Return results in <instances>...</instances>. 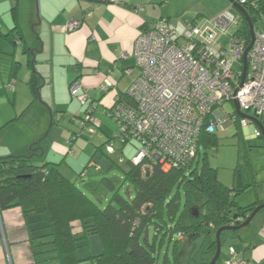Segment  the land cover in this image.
Returning <instances> with one entry per match:
<instances>
[{
	"label": "crops",
	"instance_id": "obj_1",
	"mask_svg": "<svg viewBox=\"0 0 264 264\" xmlns=\"http://www.w3.org/2000/svg\"><path fill=\"white\" fill-rule=\"evenodd\" d=\"M29 2L30 24L33 25L37 39H34L33 34L32 37L23 34L16 15L14 25L6 31L2 30L7 32L18 27L23 41L14 46H9L5 42L0 43L4 48V52L0 53L9 57L7 82L9 89L12 90L9 97L10 91L4 90L0 81V108L2 104L9 102L13 109V113L8 117L0 112V133L6 127L20 122L26 112V114L32 112L31 109L38 100L44 98L42 100L47 104L46 98L50 97L52 105L38 110L37 115L34 111L41 119H32L33 122L26 125L22 137L12 139L9 144L0 145V158L28 156L34 165L44 162L59 165L58 168L64 175L63 166L67 167L66 172L73 171L70 168L77 171L79 166L78 168L75 166L81 159V154L75 155L72 150L76 141L75 132L79 130L76 122L80 114L76 110L78 109L76 105H73L75 111L72 112L71 108L68 109L65 102H62V99L69 98V85L78 80L89 99L102 104L106 114L118 93H124L132 81V76L125 75L124 71L134 67L132 56L134 41L149 22L161 17L160 13L155 14L154 11L159 2L157 0H120L116 3L101 0H29ZM17 3L18 0L12 7L14 11ZM136 7L142 9L136 12ZM70 20L80 22V26L74 31H68L66 28ZM16 47L21 48L19 55L15 51ZM13 61L18 63L15 70L11 67ZM32 71L41 77V80L38 79L37 99H34V91L29 85ZM105 80L111 84L107 89L103 88ZM68 104L72 105L70 102ZM69 110L74 115H71ZM49 114L51 120L49 128L56 126L59 129L58 127L64 124L62 126L64 129L52 140L44 142L48 136L47 134L45 137L43 133ZM68 115L71 117L64 120L63 118ZM67 130H70V139L67 138L69 134ZM241 131L243 147L245 145L248 147L244 148L247 150L245 160L248 164L242 167L240 180L248 184V187L236 194L234 200L239 206L246 207L264 201V145L259 142V138H263L262 135L252 137L250 128ZM250 147H256L261 156L250 155L248 151ZM90 163L92 161L88 160L85 167ZM212 168L217 171L218 181L230 188L233 176L231 182L226 184V178L220 176L219 168ZM35 225L29 218L24 219L18 207L0 211V264H35L34 239L37 237ZM227 234L229 235L226 242L229 243H225L224 247L226 250L230 248L234 255L231 254V258L228 253V258L224 253L221 258L220 254L215 264H234V259H242L245 264H264V208L239 232ZM207 257L209 259L211 255Z\"/></svg>",
	"mask_w": 264,
	"mask_h": 264
},
{
	"label": "trees",
	"instance_id": "obj_2",
	"mask_svg": "<svg viewBox=\"0 0 264 264\" xmlns=\"http://www.w3.org/2000/svg\"><path fill=\"white\" fill-rule=\"evenodd\" d=\"M163 1L166 0H161L158 6ZM249 15L253 20L250 11ZM241 32L249 40L245 20ZM22 41L18 27L3 32L0 26V43L14 46ZM0 52H4L1 45ZM17 66L15 61L11 63L12 70ZM38 79L41 77L32 71L29 85L34 99L38 98ZM117 96L125 97L124 93ZM238 121L234 113L232 124L241 130ZM260 121L264 127V119ZM216 132L200 135L196 157L185 168L163 171L158 165H152L142 171L128 161L126 179L134 189V196L124 198L113 190L109 203L103 208L65 177L59 165L47 162L34 165L28 156L0 158V211L18 207L24 219L29 218L34 224L40 220L45 222L46 236L37 232L34 239L43 245L38 251H35L38 244L34 245L35 264H46L44 256H40L46 248L52 264L81 261L77 249L85 245L83 242L90 234L98 236L101 249L97 255L87 257L90 264H184L188 251L194 259L197 252L194 242L199 239L207 245L205 251L199 248V264H208L207 255L212 257L215 252L216 230L242 224L257 205L264 203L259 201L241 207L234 200L236 194L248 187L240 180L242 167L248 164L244 149L248 147H243L241 136L237 142L232 186H223L218 181L216 169L208 163V151L217 147ZM108 144L109 139L96 148L102 151ZM107 185L112 188L110 183ZM173 189L175 193L171 195ZM180 189L184 192L183 206L178 198ZM38 216L42 219H37Z\"/></svg>",
	"mask_w": 264,
	"mask_h": 264
},
{
	"label": "built area",
	"instance_id": "obj_3",
	"mask_svg": "<svg viewBox=\"0 0 264 264\" xmlns=\"http://www.w3.org/2000/svg\"><path fill=\"white\" fill-rule=\"evenodd\" d=\"M234 2L253 17L249 15L254 38L242 83V56L250 38L241 32L245 19L233 6L201 25L190 23L182 35L176 34L167 18L159 17L136 37L134 67L124 71L132 81L125 97H117L106 114L119 124L116 138L121 143L132 137L141 143L131 161L142 171L152 165L163 171L185 168L196 157L200 135L222 129V117L227 115L220 108L225 102L235 103L248 117L264 119V0ZM79 26V21L70 20L66 28L74 31ZM224 37L230 38L228 47L220 43ZM110 86L105 80L103 88ZM69 88L83 107L84 121L98 126L93 118L96 104L79 81L71 82ZM238 124L241 130L250 128L252 137H260L250 119L239 118ZM106 151L113 152L111 143ZM233 262L245 264L242 259Z\"/></svg>",
	"mask_w": 264,
	"mask_h": 264
},
{
	"label": "rangeland",
	"instance_id": "obj_4",
	"mask_svg": "<svg viewBox=\"0 0 264 264\" xmlns=\"http://www.w3.org/2000/svg\"><path fill=\"white\" fill-rule=\"evenodd\" d=\"M160 2V0H157ZM157 2V3H158ZM14 6V0H0V25L3 31L11 28L14 25V16L16 15L17 21L20 24L21 31L25 36L32 37L34 35V39H37L36 34L33 30V25L30 24V2L29 0H18L16 10L14 11L12 7ZM231 5L227 0H166L160 6H155V14H159L162 18L169 19V26L175 30L177 35H182L187 30V27L190 23L201 25L205 19H213L216 15H218L223 10L229 8ZM162 11V12H161ZM230 38H223L220 40V43L228 47ZM21 48L16 47L15 51L19 55ZM8 55L4 53H0V81L3 83L2 88L4 90H9L10 94L8 96L11 97L12 90L9 89V84L7 82L8 68H7V59ZM36 73V72H35ZM69 98L62 99L63 103L71 108V111L74 112V106L76 105L78 115L76 124L78 125L79 130L76 131V141L72 146V150L75 155L81 154L80 161L76 164L75 168H70V170L76 171H68L66 166H63L62 171L64 175L72 180L76 186L82 190L89 199H91L97 206L100 208L105 207L109 203L110 197L113 195V190L117 191L124 198H132L134 196V189L128 183L126 179V174L128 172V161H130L137 153L138 150L141 149V143H139L136 139L129 138L125 143H121L117 138L116 134L119 131V124L110 118L107 114L104 113V106L98 101H95V109L93 111V118L99 123V125H94L91 122L86 123L84 121L83 107L79 105L76 98H73L70 93V88L68 87ZM104 96V95H103ZM71 97V98H70ZM7 99V98H6ZM9 99V98H8ZM44 100V98H42ZM42 99L38 100L37 103L33 105L31 109L32 112L28 114H24L20 122H16L8 127H6L3 132L0 133V145L9 144V141L15 139L17 137H22L23 132L26 129V125L32 123V119L40 120L41 117L37 115L38 110H42L52 105V101L50 97L47 99V104ZM59 99V98H58ZM57 99V100H58ZM72 99V100H70ZM4 101V100H3ZM6 101V100H5ZM7 102V101H6ZM72 104L71 106L68 104ZM0 112L5 117L10 116L13 113L12 106L7 102L1 105ZM221 112L226 114L227 117H222L223 123L222 129L216 132V136L218 138L217 147L210 151H208V163L211 167L219 168V174L221 177L226 178V184L231 182V177L233 176V170L235 168V160L237 156V142L238 137L241 136L242 131L239 130L236 125L232 124L234 120V106L230 102H225L221 106ZM34 111L36 115L34 114ZM74 115V113H71ZM246 116H250L249 114L243 113ZM71 115L68 117H64L63 119H69ZM238 116L236 115V118ZM73 118V117H72ZM50 114L48 118V122L46 125V129L44 130L43 135L48 136L44 139V142L52 140L57 136L60 130H63L62 127L64 124H61V127L54 126L52 129L50 125ZM75 128V127H71ZM50 129V131H48ZM69 134H67V138H71L70 130H67ZM75 131V129H74ZM48 132V133H47ZM238 133V134H237ZM63 138H65L63 136ZM109 139V143L113 147L112 153H107L105 145L102 147V151H99L96 147L102 144L105 140ZM259 142H262L264 145V138H259ZM249 143H252L249 141ZM251 145V144H250ZM200 149V153L202 157L203 149ZM250 155L261 156V152H257L256 147L249 148ZM79 152V153H78ZM248 153V154H249ZM83 160V161H82ZM90 160L98 169L88 165V168L84 169L87 161ZM82 170H85L81 176L79 174ZM71 172V173H69ZM78 172V173H77ZM68 174V175H66ZM78 174V175H77ZM107 182L112 185L110 189ZM175 193V189L172 190V194ZM179 201L181 203L180 206H183L184 203V192L183 189L179 190L178 194ZM37 219H42L40 216ZM45 222L40 220L34 226L38 235L47 234V228H45ZM229 232H225L223 236H221V258H223V254L229 258L228 253L231 255L232 251L230 248L225 249V243ZM181 239V233L178 234ZM45 238V237H44ZM36 249L35 251L40 250L41 246L38 241H36ZM85 245H80L77 249V255L81 259V261L74 264H90V260L87 259L90 255H97L100 253V243L99 238L96 234H90L87 236L86 241L83 242ZM197 245L196 253L194 254V259H192L190 255V251L186 253L184 258V264H199L201 263V254L200 249L203 251L206 249V244L203 243L202 239H199L194 242V247ZM189 248V247H188ZM45 249L44 254H40V256H44L46 264H52L50 261L51 255ZM191 250V249H189ZM213 257V256H212ZM210 257L209 259L211 260ZM208 258V257H207ZM206 258V259H207ZM232 258V255H231ZM230 260V259H229ZM228 260V261H229ZM159 264V263H158Z\"/></svg>",
	"mask_w": 264,
	"mask_h": 264
},
{
	"label": "water",
	"instance_id": "obj_5",
	"mask_svg": "<svg viewBox=\"0 0 264 264\" xmlns=\"http://www.w3.org/2000/svg\"><path fill=\"white\" fill-rule=\"evenodd\" d=\"M231 6H233L238 12H240L243 16V18L245 19L247 25H248V28H249V33H250V42H249V45L246 47V49L244 50L243 52V56H242V75H241V83L243 82V79H244V75H245V70H246V54L247 52L249 51V49L251 48L252 46V43H253V25H252V22H251V19L249 17V15L247 14V12L239 5H237L234 0H227ZM234 111L235 113L241 117V118H248L252 121V123L261 131L262 133V137L264 138V127L262 125V123L258 120V119H255V118H252V117H248L246 115H244L243 113H241L236 104L234 103ZM264 208V203L260 204V205H257L251 212L250 214L248 215L247 219L240 225L238 226H224V227H220L219 229L216 230L215 234H214V238H215V252H214V255L213 257L211 258V260L208 262V264H215L217 262V260L219 259L220 257V250H221V234L224 233V232H234L236 230H239L245 226H247L251 220L255 217V215ZM194 216L197 215V212L194 211L193 212Z\"/></svg>",
	"mask_w": 264,
	"mask_h": 264
},
{
	"label": "clouds",
	"instance_id": "obj_6",
	"mask_svg": "<svg viewBox=\"0 0 264 264\" xmlns=\"http://www.w3.org/2000/svg\"><path fill=\"white\" fill-rule=\"evenodd\" d=\"M236 114V113H235ZM237 115V114H236ZM238 116V115H237ZM239 117V116H238ZM239 118H241V117H239ZM261 132V131H260ZM261 135H262V133H261Z\"/></svg>",
	"mask_w": 264,
	"mask_h": 264
},
{
	"label": "flooded vegetation",
	"instance_id": "obj_7",
	"mask_svg": "<svg viewBox=\"0 0 264 264\" xmlns=\"http://www.w3.org/2000/svg\"><path fill=\"white\" fill-rule=\"evenodd\" d=\"M262 122V121H261Z\"/></svg>",
	"mask_w": 264,
	"mask_h": 264
}]
</instances>
